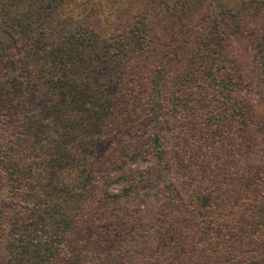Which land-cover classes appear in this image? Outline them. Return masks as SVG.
<instances>
[{"label":"trees","instance_id":"trees-1","mask_svg":"<svg viewBox=\"0 0 264 264\" xmlns=\"http://www.w3.org/2000/svg\"><path fill=\"white\" fill-rule=\"evenodd\" d=\"M10 6L0 23V264H264V37L247 45L256 55L232 39L263 8L216 13L197 38L150 39L144 27L101 43L57 26V6L30 5L46 19L35 26ZM179 12L188 21L191 9ZM170 124L171 144L126 139L108 158L134 164L122 171L132 207L97 188L80 155L87 138ZM147 161L163 166L159 186Z\"/></svg>","mask_w":264,"mask_h":264},{"label":"rangeland","instance_id":"rangeland-1","mask_svg":"<svg viewBox=\"0 0 264 264\" xmlns=\"http://www.w3.org/2000/svg\"><path fill=\"white\" fill-rule=\"evenodd\" d=\"M20 5V11H25L26 16H17L20 23H31L33 26L40 22H45L46 19L39 18L37 10L28 11L30 5L42 7L52 6L59 7L63 10L61 13H57L54 17V21L57 26H64L73 28V32L70 34L79 36L78 34L83 33V38H92L99 36V41H111L117 38H121L128 35V31L136 30L135 34L143 35L139 29L144 30L152 27V33H146L147 38L155 37H166L169 40L175 41L176 39L185 40V34L189 32L193 37H198L203 32V29L208 27L215 19L217 13L218 19H221V12L226 11L229 13L230 10L235 7H243L247 4H251L254 7L263 8L264 11V0H0V23H9L10 11L14 8L10 5ZM6 6H9L6 9ZM191 9V14L188 21L181 19L182 16L177 15L180 13V9ZM6 9V10H5ZM5 10V11H4ZM262 10V9H261ZM16 17V16H14ZM28 18L31 20H26ZM177 23V26L170 25L171 23ZM188 25L185 27V25ZM204 27V28H203ZM76 29V30H75ZM146 29V31H147ZM245 38L236 39L235 44L239 52L250 51L251 54H260L261 50L254 49L247 45L252 43L253 39L264 37V14L253 22L247 30H245ZM177 48V47H174ZM183 57L175 54L170 55V68L174 71L171 74L170 80L175 75L178 65L182 63ZM104 77H111L112 71L107 67L103 71ZM132 79V77H130ZM104 82L106 80H103ZM94 85L93 88L96 89ZM149 98V97H148ZM153 109V110H152ZM158 106L152 105L151 101L147 100L144 105V113L148 114V117L155 119V112ZM157 113V112H156ZM158 115V113H157ZM147 117V115L145 116ZM154 121V120H153ZM132 130V129H130ZM130 130L123 129L118 132L115 131L112 135L107 136L103 139H86L85 151L80 153L84 163L86 161L94 168L92 174L94 178V184L99 190L107 191L110 196L118 197L122 199L123 203H126L130 208L135 204V200L129 195V183L126 182L125 176L122 171L128 168H134V164H124L123 162H117L113 165L109 162V157L114 154L121 147V144L128 139L130 143L134 145L150 146L153 142L152 136L157 134L164 139L168 144L172 143L174 136V130L172 125H165L158 131L151 130V133H145L140 127L129 132ZM128 135V137L126 136ZM127 137V138H126ZM79 142V140L77 141ZM135 147V146H134ZM65 150L69 154L74 151L71 147L66 146ZM244 153V152H242ZM264 155V152H263ZM260 159L264 156L257 155ZM82 162V161H81ZM171 164V160L167 163ZM154 164L153 162H145L140 167H148V165ZM161 163L156 162L151 166L152 171L149 177V185H157L161 182L162 171ZM123 167V168H122ZM163 167V166H162ZM124 196L120 197L118 194ZM1 210V208H0ZM161 211V210H159ZM168 213V211H164Z\"/></svg>","mask_w":264,"mask_h":264}]
</instances>
